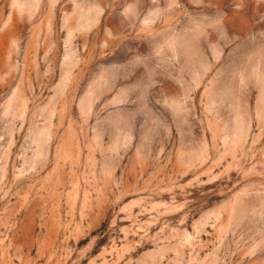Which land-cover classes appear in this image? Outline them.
<instances>
[{
	"label": "rangeland",
	"instance_id": "obj_1",
	"mask_svg": "<svg viewBox=\"0 0 264 264\" xmlns=\"http://www.w3.org/2000/svg\"><path fill=\"white\" fill-rule=\"evenodd\" d=\"M0 264H264V0H0Z\"/></svg>",
	"mask_w": 264,
	"mask_h": 264
}]
</instances>
